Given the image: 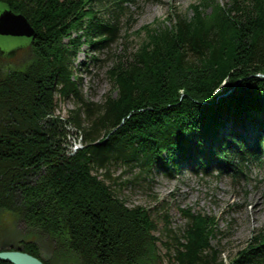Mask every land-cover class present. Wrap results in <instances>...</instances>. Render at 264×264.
Here are the masks:
<instances>
[{
    "label": "trees",
    "instance_id": "16d2710c",
    "mask_svg": "<svg viewBox=\"0 0 264 264\" xmlns=\"http://www.w3.org/2000/svg\"><path fill=\"white\" fill-rule=\"evenodd\" d=\"M206 1L191 6V16L174 12L169 27L148 30L129 59L110 68L116 94L94 102L83 97L72 58L82 41L98 49L117 39L127 0H0L35 31L32 61L0 78V210L47 235L55 257L162 260L153 234L159 217L127 207L121 185L184 165L242 172L237 162L264 154V0H228L210 16ZM68 99L74 107L64 120L81 143L75 151L54 115ZM248 123L261 131L253 143L242 133ZM117 167L126 180L112 177ZM182 213L181 231L166 229L160 241L167 264H223L210 244L212 218ZM20 242L40 257L36 243ZM227 264H264V226Z\"/></svg>",
    "mask_w": 264,
    "mask_h": 264
},
{
    "label": "rangeland",
    "instance_id": "374dc122",
    "mask_svg": "<svg viewBox=\"0 0 264 264\" xmlns=\"http://www.w3.org/2000/svg\"><path fill=\"white\" fill-rule=\"evenodd\" d=\"M199 1L127 0L124 14L118 18L120 31L117 39L109 44H102L98 49L87 40L82 41L72 58L73 70L83 97L89 101L102 102L107 94L114 96L116 90L109 77L110 68L119 61L129 59L131 53L147 37L148 30L169 27V18L174 12L191 16V6ZM227 1L207 0L202 6L204 15L210 16L217 9V4H225ZM102 19L106 20L107 17L103 16ZM28 41L25 37L0 35V46L22 47L4 59L5 65L1 69L0 78L12 70L23 69L32 61L34 54ZM223 94L224 91L219 89V96ZM73 107L74 102L71 99L58 102L54 114L59 117L66 132L65 147L72 145L76 138L74 131L64 120L67 111ZM258 132L259 129L249 123L242 129L243 136L249 143L259 139L261 131ZM237 166L242 172L229 169L231 166L218 173L214 165L205 170H191L184 165L176 168L171 175L156 170L147 183L121 185L118 196L127 207L140 206L148 210L152 218L159 217L156 219V230L153 234L159 237L158 251L163 258L159 260L156 255H150L149 260L142 264H167L163 256L167 249L160 241L168 239L166 229L176 234L181 231L186 222L183 210L212 218L214 235L210 238V244L218 254V261L223 264H227L246 246L253 235L264 226V154L259 152L257 157H249L243 166L237 162ZM122 169H112V177L121 175ZM127 178L125 174L121 175L117 182ZM0 234L13 237V245H22L21 240L33 241L38 246L41 259H51V264H79L66 254L55 257L53 241L47 235L28 232L23 221L10 212L0 210ZM7 246L9 244L4 247Z\"/></svg>",
    "mask_w": 264,
    "mask_h": 264
},
{
    "label": "water",
    "instance_id": "95a60500",
    "mask_svg": "<svg viewBox=\"0 0 264 264\" xmlns=\"http://www.w3.org/2000/svg\"><path fill=\"white\" fill-rule=\"evenodd\" d=\"M0 35L33 39L35 31L21 13H16L6 7L0 11ZM22 249V245H12L9 249L2 247L0 249V260L12 264H44L41 258L24 252Z\"/></svg>",
    "mask_w": 264,
    "mask_h": 264
},
{
    "label": "flooded vegetation",
    "instance_id": "af4514ba",
    "mask_svg": "<svg viewBox=\"0 0 264 264\" xmlns=\"http://www.w3.org/2000/svg\"><path fill=\"white\" fill-rule=\"evenodd\" d=\"M1 4V3H0ZM7 6H5V5H3L2 4V8L0 9V11L1 10H3V9H5ZM29 41H28V45H29V42L31 41V39H28ZM30 46V45H29ZM22 47L21 46H11V47H6V46H0V74H1V69L4 67V65H5V61H4V59L7 57V56H9L11 53H15V52H17L19 49H21ZM11 238H13V237H8L7 236V234H0V249L2 248V247H4L6 244L8 245L9 244V246H7V247H4L5 249L7 248H9L10 246H12L13 244L11 243V241H13V240H11ZM8 241H10V243L8 242Z\"/></svg>",
    "mask_w": 264,
    "mask_h": 264
},
{
    "label": "built area",
    "instance_id": "2783aa9c",
    "mask_svg": "<svg viewBox=\"0 0 264 264\" xmlns=\"http://www.w3.org/2000/svg\"><path fill=\"white\" fill-rule=\"evenodd\" d=\"M74 139L75 140H73L72 145L69 146L71 151H75L76 149L81 147V143H79L78 137H76Z\"/></svg>",
    "mask_w": 264,
    "mask_h": 264
},
{
    "label": "bare ground",
    "instance_id": "6f19581e",
    "mask_svg": "<svg viewBox=\"0 0 264 264\" xmlns=\"http://www.w3.org/2000/svg\"><path fill=\"white\" fill-rule=\"evenodd\" d=\"M1 36H5V35H1ZM52 117V116H51ZM70 127V126H69ZM71 128V127H70ZM73 130V129H72ZM79 139V141H80V138H78ZM80 143V142H79Z\"/></svg>",
    "mask_w": 264,
    "mask_h": 264
}]
</instances>
